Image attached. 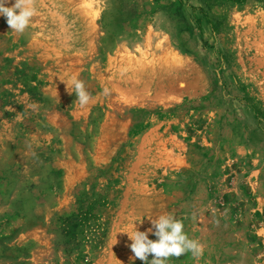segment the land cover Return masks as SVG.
<instances>
[{
  "label": "rangeland",
  "instance_id": "1",
  "mask_svg": "<svg viewBox=\"0 0 264 264\" xmlns=\"http://www.w3.org/2000/svg\"><path fill=\"white\" fill-rule=\"evenodd\" d=\"M31 7L0 16V264H144L167 214L202 253L166 264H264V0Z\"/></svg>",
  "mask_w": 264,
  "mask_h": 264
},
{
  "label": "clouds",
  "instance_id": "2",
  "mask_svg": "<svg viewBox=\"0 0 264 264\" xmlns=\"http://www.w3.org/2000/svg\"><path fill=\"white\" fill-rule=\"evenodd\" d=\"M7 3L8 0H0V16L6 18L11 31L22 34L35 12V9L31 7L33 0H15L11 7L5 6ZM72 83L74 92L78 97L75 102L78 101L81 107L86 106L90 95L85 90L83 82L73 79ZM69 94L71 93L69 92ZM104 94H109L107 88L104 89ZM151 224L152 227L147 231L135 229L134 234H128L129 239L132 241L129 247L134 253L132 259L138 258L144 264H166L170 257L179 258L189 252L194 257L201 255L202 246L198 241L188 237L184 231V224L180 219L171 214L161 215L156 219H151ZM149 233L157 239H149ZM149 255L153 257L151 260H149Z\"/></svg>",
  "mask_w": 264,
  "mask_h": 264
}]
</instances>
